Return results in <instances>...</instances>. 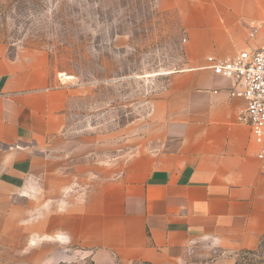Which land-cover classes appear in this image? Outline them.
Segmentation results:
<instances>
[{
	"label": "crops",
	"instance_id": "crops-1",
	"mask_svg": "<svg viewBox=\"0 0 264 264\" xmlns=\"http://www.w3.org/2000/svg\"><path fill=\"white\" fill-rule=\"evenodd\" d=\"M157 2L178 15L186 67L144 149L84 187L68 160L71 87L46 55L0 52V264H236L259 248L264 170L247 104L209 59L264 47V0Z\"/></svg>",
	"mask_w": 264,
	"mask_h": 264
},
{
	"label": "rangeland",
	"instance_id": "rangeland-1",
	"mask_svg": "<svg viewBox=\"0 0 264 264\" xmlns=\"http://www.w3.org/2000/svg\"><path fill=\"white\" fill-rule=\"evenodd\" d=\"M185 41L157 0H0V52L48 56L72 89L68 160L83 187L144 149L155 103L186 67ZM254 251L236 260L264 264V239Z\"/></svg>",
	"mask_w": 264,
	"mask_h": 264
},
{
	"label": "built area",
	"instance_id": "built-area-1",
	"mask_svg": "<svg viewBox=\"0 0 264 264\" xmlns=\"http://www.w3.org/2000/svg\"><path fill=\"white\" fill-rule=\"evenodd\" d=\"M214 73L230 80L231 97L246 101L244 121L250 126L264 170V47L257 52L244 51L233 58H210Z\"/></svg>",
	"mask_w": 264,
	"mask_h": 264
},
{
	"label": "trees",
	"instance_id": "trees-1",
	"mask_svg": "<svg viewBox=\"0 0 264 264\" xmlns=\"http://www.w3.org/2000/svg\"><path fill=\"white\" fill-rule=\"evenodd\" d=\"M244 253H250V254H253V253H255V251H244V252H242L241 254H244ZM236 264H240L239 260L236 261Z\"/></svg>",
	"mask_w": 264,
	"mask_h": 264
},
{
	"label": "bare ground",
	"instance_id": "bare-ground-1",
	"mask_svg": "<svg viewBox=\"0 0 264 264\" xmlns=\"http://www.w3.org/2000/svg\"><path fill=\"white\" fill-rule=\"evenodd\" d=\"M66 78L71 79V77H66ZM66 80H67V79H66Z\"/></svg>",
	"mask_w": 264,
	"mask_h": 264
}]
</instances>
